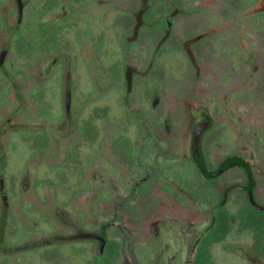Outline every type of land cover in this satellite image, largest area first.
Returning a JSON list of instances; mask_svg holds the SVG:
<instances>
[{
  "label": "flooded vegetation",
  "instance_id": "af4514ba",
  "mask_svg": "<svg viewBox=\"0 0 264 264\" xmlns=\"http://www.w3.org/2000/svg\"><path fill=\"white\" fill-rule=\"evenodd\" d=\"M0 264H264V0H0Z\"/></svg>",
  "mask_w": 264,
  "mask_h": 264
}]
</instances>
